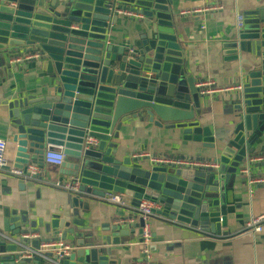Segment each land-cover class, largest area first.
Instances as JSON below:
<instances>
[{
    "label": "water",
    "instance_id": "1",
    "mask_svg": "<svg viewBox=\"0 0 264 264\" xmlns=\"http://www.w3.org/2000/svg\"><path fill=\"white\" fill-rule=\"evenodd\" d=\"M50 2L0 0V85L13 80L14 57L41 55L50 91L16 98L3 112L16 169L30 165L41 170L46 151H62L66 159L58 174L79 181L68 222L60 220L56 230L47 232L48 239L76 236V260L64 264H111L121 239L141 244L143 221L136 209L144 201L155 203L154 215L170 223L229 237L232 220L224 187L235 179L246 183L239 171L251 166L252 144L264 128V10L246 15L245 26L252 29L220 46L224 61L249 67L238 93L230 97L236 102L234 128L224 138L202 126L198 109L203 97L195 79L186 76V56L174 34L172 0H66L53 8ZM117 13L144 19L128 46L108 42ZM140 119L168 131L182 153L205 166L158 164L133 155L118 135L124 125ZM86 137L97 140L95 150H82ZM34 180H40L38 174ZM24 187L18 184L17 190ZM108 195L121 196L130 210L128 218L138 216V221L83 226L75 210L85 209L80 198L101 201ZM3 218L0 264H40L38 258L21 259L16 245L6 239L32 233L26 216L4 210ZM8 248H13L9 260Z\"/></svg>",
    "mask_w": 264,
    "mask_h": 264
},
{
    "label": "crops",
    "instance_id": "2",
    "mask_svg": "<svg viewBox=\"0 0 264 264\" xmlns=\"http://www.w3.org/2000/svg\"><path fill=\"white\" fill-rule=\"evenodd\" d=\"M65 1L51 0L50 6L58 7ZM172 3V10L175 12L174 34L186 56L187 78L195 79L196 83L211 82L214 88L221 90L200 100L198 112L204 120L202 126H209L215 137L228 138L234 128L231 116L234 112L233 105L236 104L230 97L238 93L243 76L247 74L249 67L238 62L224 61L220 46L234 42L236 39L235 14L237 12L244 15L260 14L264 10V0H172ZM213 6L218 7V10L210 9ZM117 14L116 24L109 27L107 33L108 42L128 46L129 40L137 38L138 23L143 22L144 19L125 13ZM251 29L245 26L246 33ZM30 57L34 58L19 65L16 61L23 60L24 57H14L16 60L13 65L15 69L13 80L6 85H0V139L8 142L11 140V135L6 114L3 112L6 104L16 98L40 97L50 91L51 85L48 76L44 73L41 55L32 54ZM195 87L197 88V85ZM124 126L119 132L118 139L124 147L132 151L133 155L150 157L152 162L165 158L199 164L197 160L194 161L192 154L181 152L178 143L169 138L168 131L154 129L141 119ZM259 135L252 144L254 154L249 161L264 155V128ZM256 164L255 168L251 166L252 180L264 178V162ZM37 171L39 181L45 184H24L0 174V229L4 221L3 212L7 210L9 215H25L28 224L34 228L31 229L32 232H37L43 239H48L47 232L56 230L60 220L68 222L72 211L71 200L76 196L51 186L53 183L69 182L68 178L58 174L59 168L43 163V169ZM18 184L25 186L22 192L17 190ZM248 188L247 181L244 183L240 179H235L224 187L227 213L232 220L227 228L229 237L217 238L196 233L155 215L150 223L152 262L155 264H264V225L260 234L244 232L251 217L264 214V184H255L251 189ZM80 204L85 209L75 210L79 214V221L85 227L94 225L100 228L106 224L122 223L126 219H128L127 224H132L139 219L138 216L128 218L130 210L125 206L122 208L109 206L95 198L81 197ZM53 237L55 239L56 235ZM76 240V236L64 238L74 250ZM121 242V250L118 253L116 251V260L111 264H136L140 258L137 241H128L125 238V240L121 239ZM32 244L38 245V242ZM12 249L8 248L5 257L9 256ZM16 252L20 250L16 249ZM9 258L7 257L8 260ZM75 260V255L72 254L71 261ZM28 264L34 263L28 262Z\"/></svg>",
    "mask_w": 264,
    "mask_h": 264
},
{
    "label": "built area",
    "instance_id": "3",
    "mask_svg": "<svg viewBox=\"0 0 264 264\" xmlns=\"http://www.w3.org/2000/svg\"><path fill=\"white\" fill-rule=\"evenodd\" d=\"M213 11L218 10V7L213 6ZM247 21V16L241 12H237L234 18L235 24V33L236 36L242 35L245 32V23ZM34 57L27 56L24 59H18L16 63L18 65L21 62H29ZM197 88L199 89V94L202 97H209L214 94V92H221V90H217L213 87V83L199 81L196 83ZM240 88H238L239 90ZM97 140L92 139L90 137H86L84 139L82 150L83 151H91L97 148ZM15 147L12 143L6 140L0 139V174L5 178H12L21 183H34V184H45L42 181H35L34 177L37 175V169L33 167H28L27 169L20 171L15 168ZM66 157L62 153V151H46L43 155V163L48 166L59 168ZM156 163L158 164H175L178 166H198L204 167V164H194L188 162L186 160H172V159H156ZM250 165H255L258 162H264V155L258 158L251 159ZM204 165V166H203ZM251 166L244 167L240 169L239 173L242 174L245 178H247V186L251 189V187L255 184H264V178H258L256 180H252L250 178ZM54 188L67 192L70 195L77 196L79 194V181H69L65 183H53L51 184ZM248 188V189H249ZM103 203L108 204L113 207H123L124 204L122 202V197L119 195H108L106 198L101 200ZM157 209L155 203L150 201L142 202L138 209H136L139 217L143 221V228L141 239L142 243L139 244V261L136 264H155L152 262V251H151V220L154 218V210ZM264 225V214L251 217L249 222L246 224L244 228V232H250L252 234H260L262 231V227ZM6 239L8 243H12L16 245L17 249L20 250L18 252L20 254V258L23 260L31 261L33 259L38 258L41 264H64L65 260H71L72 254L74 252V248L61 240L60 238L56 239H43L42 236L37 232L25 233L18 238H11L6 235ZM32 242H38L37 248L33 247Z\"/></svg>",
    "mask_w": 264,
    "mask_h": 264
}]
</instances>
